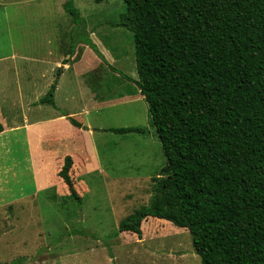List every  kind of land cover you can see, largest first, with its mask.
<instances>
[{
  "label": "rangeland",
  "instance_id": "374dc122",
  "mask_svg": "<svg viewBox=\"0 0 264 264\" xmlns=\"http://www.w3.org/2000/svg\"><path fill=\"white\" fill-rule=\"evenodd\" d=\"M67 1L0 0V264H201L186 230L153 218L141 223L140 238L119 233L105 239L147 205L164 166L145 101L75 117L94 130L93 136L74 133L67 121L44 123L56 113L84 107L79 93L73 103L62 100L69 92V74L53 95L54 107L38 101L57 82L59 57L67 59L74 41L88 38L95 27L103 28L101 38L116 50L107 63L129 76L133 61L136 70L131 33L112 26L125 12L122 0H71L80 17L77 28L65 12ZM111 87L107 82L114 98ZM34 122L44 123L35 127L44 129L30 133ZM133 127L144 133L107 131ZM67 152L79 203L57 176ZM75 229L96 239L69 236Z\"/></svg>",
  "mask_w": 264,
  "mask_h": 264
},
{
  "label": "trees",
  "instance_id": "16d2710c",
  "mask_svg": "<svg viewBox=\"0 0 264 264\" xmlns=\"http://www.w3.org/2000/svg\"><path fill=\"white\" fill-rule=\"evenodd\" d=\"M122 2L125 12L112 26L133 35L138 80L111 67L89 38H76L62 61L67 65L83 44L110 72L135 84L164 155L147 205L105 239L140 238L141 223L153 218L186 230L201 264H264V0ZM64 8L79 27L72 1ZM55 86L38 105L54 107ZM107 131L144 133L139 127ZM71 163L64 158L58 177L79 203ZM67 233L95 238L83 229Z\"/></svg>",
  "mask_w": 264,
  "mask_h": 264
},
{
  "label": "crops",
  "instance_id": "0c3cea01",
  "mask_svg": "<svg viewBox=\"0 0 264 264\" xmlns=\"http://www.w3.org/2000/svg\"><path fill=\"white\" fill-rule=\"evenodd\" d=\"M103 29V28H102ZM101 29V26L95 27L94 30L89 31V40L97 47L99 53L103 56L104 60L108 62L111 59L114 60V54L116 52L115 48L112 47L110 49V45L106 44L104 39L101 38V35L103 34V30ZM102 30V31H101ZM116 31H122V36L130 37V33L126 34L125 30H116ZM131 39H133V35L131 33ZM107 42V41H106ZM134 43V39H133ZM109 45V46H107ZM106 51H104L103 47ZM134 48V60H135V45L133 44ZM107 51L110 53L108 55ZM112 53V54H111ZM66 59L64 55H61L58 59V62L56 65V68L58 66H61L60 75L58 76L54 94L57 93V91L60 89V82L63 76L66 74H69L68 79H70L69 82V92L66 96L62 98V100L66 103H73L75 101V97L78 96V93L80 94L79 102L83 104L82 110H77L74 112H68L66 115L63 113H56L54 117L51 119H47L44 123H49L48 125L51 126L53 124L61 123L66 121L70 124L69 118L75 120L76 122L80 123L78 120L75 119L77 116H86L90 112H97L100 111L103 108H107L109 106H115L118 103H124V104H135L140 101H144L143 97L140 95L139 90L135 86V84L123 80L120 76L110 72L106 65L100 61L92 51L83 44H78L74 50L73 56L70 58V61L67 65H62V61ZM37 61V60H36ZM136 65V63H135ZM130 71L128 72L130 75H125L132 80H138V74L137 71L134 69L133 61L130 65ZM73 80V82H72ZM110 81V84L112 85L111 89L114 91L115 95L114 98H112L109 95V90H106V83ZM52 85V84H51ZM121 86V89H120ZM120 89V90H119ZM74 96V98H73ZM41 99V98H39ZM38 101V100H37ZM88 101V103H86ZM55 103V98H54ZM144 103V102H143ZM56 104V103H55ZM88 104V105H87ZM86 105V106H85ZM65 115V116H63ZM44 123H39L43 124ZM53 123V124H51ZM34 122L30 129V133H33L35 131L33 130H42L44 128H35L39 125ZM81 124V123H80ZM71 125V124H70ZM82 125V124H81ZM83 126V125H82ZM2 127V126H1ZM72 131L78 132H85L90 133V135L93 136L95 133L92 128L84 127L83 129H77L71 125ZM3 132V128H2ZM0 132V133H2ZM34 134V133H33ZM31 134V135H33ZM31 135H28V139ZM49 152V151H48ZM47 152V153H48ZM69 156L72 161V155L68 152L65 153L62 157L61 166H63L64 158ZM62 168V167H61ZM59 173V172H58ZM58 176V174H57ZM59 178V177H58ZM62 180V179H61ZM63 182V181H61ZM37 183V182H36ZM64 183V182H63ZM65 185V184H64ZM66 186V185H65ZM67 188V187H66ZM68 191V190H67Z\"/></svg>",
  "mask_w": 264,
  "mask_h": 264
}]
</instances>
